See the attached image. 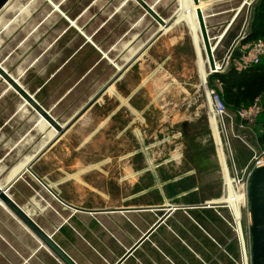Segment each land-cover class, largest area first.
<instances>
[{
	"label": "rangeland",
	"instance_id": "374dc122",
	"mask_svg": "<svg viewBox=\"0 0 264 264\" xmlns=\"http://www.w3.org/2000/svg\"><path fill=\"white\" fill-rule=\"evenodd\" d=\"M142 1L166 28L134 0H8L0 9V68L64 128L58 134L0 77L1 187L21 160L34 156L30 161L42 158L36 174L53 183L79 181L100 202L131 193L136 203L154 183L178 207L192 201L196 179L209 196L222 188L224 156L202 87L219 89L214 77L206 80L209 63L193 0ZM199 1L221 65L256 0ZM226 8L241 12L220 43L228 15L207 16ZM216 118L233 177V165L242 172L251 148L258 151L260 128L256 121L240 128L236 110L227 107L223 120ZM227 184L232 192V179ZM249 208L248 202L240 209L243 254L229 230L236 264H250Z\"/></svg>",
	"mask_w": 264,
	"mask_h": 264
},
{
	"label": "crops",
	"instance_id": "0c3cea01",
	"mask_svg": "<svg viewBox=\"0 0 264 264\" xmlns=\"http://www.w3.org/2000/svg\"><path fill=\"white\" fill-rule=\"evenodd\" d=\"M221 3L225 2L218 0L204 6ZM240 12L239 8H226L207 16L213 19L228 15L220 43L231 32ZM246 26H240L230 39L228 52L239 47L240 56L245 54L252 43H240ZM230 64L233 62L227 68ZM214 82L219 89L218 81ZM33 157L21 160L5 179L7 172L2 182L12 181L3 188L9 187L8 193L16 205L75 264H236L237 251L229 233L227 210L203 209L205 202L219 201L212 198L224 193L223 186L218 185L217 194L209 196L210 193L200 192L196 179L189 191L192 201L178 207L168 205L154 183L145 185L136 203L131 193L100 202L89 199L79 181L62 177L61 182L53 183L44 172L36 174L42 169V158H34L20 170ZM170 207L172 211L168 210ZM53 256L0 204V264H63Z\"/></svg>",
	"mask_w": 264,
	"mask_h": 264
},
{
	"label": "water",
	"instance_id": "95a60500",
	"mask_svg": "<svg viewBox=\"0 0 264 264\" xmlns=\"http://www.w3.org/2000/svg\"><path fill=\"white\" fill-rule=\"evenodd\" d=\"M8 0H0V8H2ZM144 11L146 15L151 16L162 28H166V23L162 20L151 7L142 0H134ZM196 7V19L200 30V35L206 48V54L209 62V70L211 75L217 74L215 71V62L211 47V40L208 36L205 27V19L202 14V9L199 6V0H193ZM241 39L243 37L241 36ZM235 57L240 56V52L235 50ZM206 75V80L211 76ZM1 78L12 87L22 100L29 105L42 119H44L58 134H62L63 127L50 115L48 111L43 109L34 99L32 95L26 92L23 87L13 80L2 68H0ZM204 81V85L206 84ZM205 94V86L202 87ZM9 188V187H8ZM8 188L0 186V204H2L16 219L26 226L46 248L63 264H75L59 247L58 245L45 234L35 222L12 200L8 194ZM251 227L249 230L251 246H250V264H264V167L257 168L251 174L249 179V187L247 191ZM173 208L170 207L169 211Z\"/></svg>",
	"mask_w": 264,
	"mask_h": 264
},
{
	"label": "built area",
	"instance_id": "2783aa9c",
	"mask_svg": "<svg viewBox=\"0 0 264 264\" xmlns=\"http://www.w3.org/2000/svg\"><path fill=\"white\" fill-rule=\"evenodd\" d=\"M233 53H234L233 50H230L225 56L224 61L221 63V65H217L215 63V69H216L215 71L217 72V74L224 72L227 69L230 61L233 62L232 66L238 70L245 69L251 65L258 64L261 61V59L264 57V42L261 40L252 42L250 46L245 49V54H243L242 56L235 57ZM211 74L212 71L209 70L208 75ZM205 98L207 100L210 112L213 115V117L214 118L218 117L223 120V117L225 116L226 113V106L222 101L220 93L214 90H209V91L205 90ZM260 111H261V102L259 100H255L248 107H244L236 110V118L239 121L238 124L239 127L244 128L245 126L252 124L258 117ZM251 151L253 152V157L245 165L242 172L237 171L235 165H233V174H234L233 177L230 175V170L228 169L227 171L233 181L232 192L229 191L228 186L225 184L223 177L224 193L221 195V197H219L218 203H212L208 201L205 202L203 205V209L224 208L227 210L230 217V222L228 223L227 221V224L234 231L238 243H239L238 234H240L239 226L241 222L240 209L244 205L248 204L247 191L249 187V179L255 169L264 167V149H262L259 146L258 151L253 148H251ZM238 187H241L242 191L244 192L246 197L245 201L244 200L240 201L237 198L236 192ZM234 189H236V192H234ZM234 204H236L237 206L236 210L233 207ZM240 231L242 232V230ZM240 237H242V235Z\"/></svg>",
	"mask_w": 264,
	"mask_h": 264
},
{
	"label": "trees",
	"instance_id": "16d2710c",
	"mask_svg": "<svg viewBox=\"0 0 264 264\" xmlns=\"http://www.w3.org/2000/svg\"><path fill=\"white\" fill-rule=\"evenodd\" d=\"M241 44L261 40L264 42V0H256L250 6V14ZM234 55V53H233ZM220 84L219 93L224 105L232 110L250 106L255 100L261 102V111L255 124L260 133L257 142L264 148V57L258 64L238 70L231 66L224 72L211 75Z\"/></svg>",
	"mask_w": 264,
	"mask_h": 264
},
{
	"label": "bare ground",
	"instance_id": "6f19581e",
	"mask_svg": "<svg viewBox=\"0 0 264 264\" xmlns=\"http://www.w3.org/2000/svg\"><path fill=\"white\" fill-rule=\"evenodd\" d=\"M8 2V1H7ZM6 2V3H7ZM195 6V5H194ZM4 7V6H3ZM2 7V8H3ZM196 8V7H195ZM1 9V8H0ZM195 13H196V9H195ZM204 44V43H203ZM205 47V46H204ZM205 50H206V48H205ZM206 56H207V54H206ZM208 59V58H207ZM209 63V62H208ZM1 77V76H0ZM12 88V87H11ZM13 89V88H12ZM14 90V89H13ZM15 91V90H14ZM16 92V91H15ZM209 121H210V124H211V126H212V129H213V132H215L216 133V141H217V139H218V141H219V143H220V145L222 146V149H221V152L223 153V156H224V160H223V162H221V168H222V171H223V173L224 172H226L227 173V175H225L224 174V179H225V184L226 185H228L227 184V181H228V178H229V180L231 179V177L229 176V174H228V167L226 166V162H225V155H224V145H223V142H222V139H221V135H220V130H219V125H218V121H217V119L216 118H214L213 117V115L210 113L209 114ZM47 124H48V122H46ZM49 125V124H48ZM50 126V125H49ZM50 127H52V126H50ZM57 132V131H56ZM58 133V132H57ZM214 133V134H215ZM52 141V140H51ZM31 162V161H30ZM29 162V163H30ZM28 163V164H29ZM14 179V178H13ZM12 181V180H11ZM233 182V181H232ZM235 191H236V189H235ZM238 192L241 194V199H240V201H242V200H244L245 201V199H246V197H245V194H244V192L242 191V189H241V187H238V189H237V194H238ZM9 194V193H8ZM10 195V194H9ZM10 197H11V195H10ZM218 203V202H217ZM234 208H235V210L237 209V206H236V204H234V206H233ZM242 222H240V226H239V228L242 230V232H240V234L242 235V237H240L241 235L240 234H238V236H239V245H240V253L241 254H243L244 253V233H243V229H242ZM50 252V251H49ZM54 257V256H53ZM246 259V258H245Z\"/></svg>",
	"mask_w": 264,
	"mask_h": 264
}]
</instances>
